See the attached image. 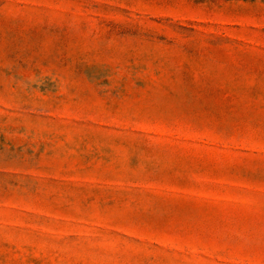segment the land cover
I'll return each mask as SVG.
<instances>
[{
	"label": "rangeland",
	"instance_id": "rangeland-1",
	"mask_svg": "<svg viewBox=\"0 0 264 264\" xmlns=\"http://www.w3.org/2000/svg\"><path fill=\"white\" fill-rule=\"evenodd\" d=\"M0 264H264V0H0Z\"/></svg>",
	"mask_w": 264,
	"mask_h": 264
}]
</instances>
